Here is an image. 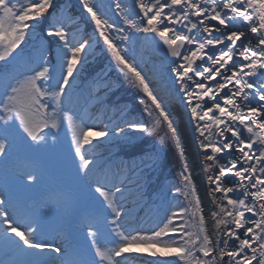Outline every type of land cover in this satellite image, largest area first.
Here are the masks:
<instances>
[{
    "label": "snow or ice",
    "instance_id": "snow-or-ice-1",
    "mask_svg": "<svg viewBox=\"0 0 264 264\" xmlns=\"http://www.w3.org/2000/svg\"><path fill=\"white\" fill-rule=\"evenodd\" d=\"M0 264H264V0H0Z\"/></svg>",
    "mask_w": 264,
    "mask_h": 264
},
{
    "label": "rangeland",
    "instance_id": "rangeland-1",
    "mask_svg": "<svg viewBox=\"0 0 264 264\" xmlns=\"http://www.w3.org/2000/svg\"><path fill=\"white\" fill-rule=\"evenodd\" d=\"M14 2H15V0H14ZM83 26H84V24H81V26H80L81 29L86 27V26L85 27H83ZM101 63H102V61L97 60L95 62V64L93 65V67L98 68L101 65ZM118 95L123 101L128 103L127 105H128V107H131L130 108L131 110L133 109L134 112L137 111V109L134 106V101L132 100V96L127 89L121 88ZM134 118L136 119L137 117H134ZM136 145H139V146H136ZM150 147H151V144L149 142L144 141L141 144L140 140H137L134 145H129L127 147H122V148L114 147L115 148L114 152L120 151V153H123V154L137 155L139 153V151L141 150V148L148 149ZM157 175L160 177L161 180L170 179L173 175V173L170 170L169 161L163 157L161 158L160 166H159V170L157 172ZM196 184H197V182H196Z\"/></svg>",
    "mask_w": 264,
    "mask_h": 264
},
{
    "label": "bare ground",
    "instance_id": "bare-ground-1",
    "mask_svg": "<svg viewBox=\"0 0 264 264\" xmlns=\"http://www.w3.org/2000/svg\"><path fill=\"white\" fill-rule=\"evenodd\" d=\"M128 2H130V0H128ZM154 59L157 62V65L159 66V60L161 59L160 57H154ZM181 130L182 133L185 131V126L182 123L181 125ZM188 158H189V162L193 167V172H194V177L195 180L197 182L198 188L201 189V191H203L204 185H203V180H202V173L199 171L198 168V157H197V150L192 147L191 145H189L188 148ZM210 210L209 205L207 203H205V211L206 213Z\"/></svg>",
    "mask_w": 264,
    "mask_h": 264
}]
</instances>
